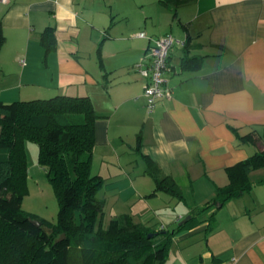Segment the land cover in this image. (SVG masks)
<instances>
[{
    "label": "crops",
    "instance_id": "0c3cea01",
    "mask_svg": "<svg viewBox=\"0 0 264 264\" xmlns=\"http://www.w3.org/2000/svg\"><path fill=\"white\" fill-rule=\"evenodd\" d=\"M166 34L185 45L168 59L171 95L149 112L134 65ZM0 39L1 103L90 99L91 172L121 201L138 198L135 224L174 228L228 184L227 168L264 152V0H8ZM148 164L179 195L155 191ZM248 179L173 236L162 264H264V167Z\"/></svg>",
    "mask_w": 264,
    "mask_h": 264
},
{
    "label": "trees",
    "instance_id": "16d2710c",
    "mask_svg": "<svg viewBox=\"0 0 264 264\" xmlns=\"http://www.w3.org/2000/svg\"><path fill=\"white\" fill-rule=\"evenodd\" d=\"M169 1L173 0H160ZM51 35V29L41 35L46 51L54 44ZM97 118L88 97L0 102V264H162L173 236L196 227L204 211L219 209L250 191L248 174L264 167V152H257L227 168L228 184L217 188L202 208L191 210L185 223L170 230L155 232L127 215L112 218L104 226V201L96 198L103 179L91 175ZM26 141L37 145V163L56 194L55 224L21 211L27 192ZM146 171L155 191L179 195L173 180L157 167L148 164ZM30 220L38 221L40 227ZM61 235L64 239L58 241Z\"/></svg>",
    "mask_w": 264,
    "mask_h": 264
},
{
    "label": "rangeland",
    "instance_id": "374dc122",
    "mask_svg": "<svg viewBox=\"0 0 264 264\" xmlns=\"http://www.w3.org/2000/svg\"><path fill=\"white\" fill-rule=\"evenodd\" d=\"M23 150L26 156L27 166V192L22 196L21 211L24 214L34 215L39 219L46 220L55 224L57 222L59 212V203L56 194L44 171L40 166H38L37 145L32 142L26 141L23 145ZM35 163L37 164V166H35ZM140 164L144 165L145 167V162L141 161ZM96 167L97 165L95 164V171ZM94 170L91 172V175L95 174ZM96 198L101 200L106 199L103 200L104 210L103 219L101 221L104 226H107L112 218L119 217L120 215L131 216V218H133V220L137 222V220H135L137 219L135 209L137 206L135 205L136 201L138 200L136 196L133 195L128 199L121 201V198L118 196V192H116L114 189L101 187L99 192L96 194ZM161 223V220L154 219L149 225L153 231L157 232V229H159ZM167 227H170V225H167Z\"/></svg>",
    "mask_w": 264,
    "mask_h": 264
},
{
    "label": "built area",
    "instance_id": "2783aa9c",
    "mask_svg": "<svg viewBox=\"0 0 264 264\" xmlns=\"http://www.w3.org/2000/svg\"><path fill=\"white\" fill-rule=\"evenodd\" d=\"M7 2L8 0H0L2 4ZM137 37L145 38V34L140 32ZM184 45V42L174 39L169 34L162 35L152 41V45L147 47L142 58L134 65V70L143 80V97L149 112L159 101L171 95L166 77L168 59L174 46L183 47Z\"/></svg>",
    "mask_w": 264,
    "mask_h": 264
},
{
    "label": "water",
    "instance_id": "95a60500",
    "mask_svg": "<svg viewBox=\"0 0 264 264\" xmlns=\"http://www.w3.org/2000/svg\"><path fill=\"white\" fill-rule=\"evenodd\" d=\"M190 218V216L185 217L181 222L180 225L185 223L188 219ZM31 224H33L36 227H40V223L36 220H30ZM62 239H64V235H61V237L58 239V241H61Z\"/></svg>",
    "mask_w": 264,
    "mask_h": 264
}]
</instances>
